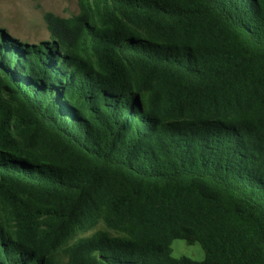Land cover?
Listing matches in <instances>:
<instances>
[{"label":"trees","instance_id":"16d2710c","mask_svg":"<svg viewBox=\"0 0 264 264\" xmlns=\"http://www.w3.org/2000/svg\"><path fill=\"white\" fill-rule=\"evenodd\" d=\"M78 6L0 27V264H264V0Z\"/></svg>","mask_w":264,"mask_h":264},{"label":"rangeland","instance_id":"374dc122","mask_svg":"<svg viewBox=\"0 0 264 264\" xmlns=\"http://www.w3.org/2000/svg\"><path fill=\"white\" fill-rule=\"evenodd\" d=\"M48 11L68 17L79 11L78 0H0V27H5L19 40L39 43L51 37L44 14ZM172 255L201 261L205 252L200 243L177 238L172 242Z\"/></svg>","mask_w":264,"mask_h":264}]
</instances>
